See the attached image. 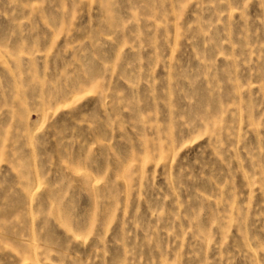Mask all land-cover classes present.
Returning a JSON list of instances; mask_svg holds the SVG:
<instances>
[{"label":"rangeland","instance_id":"1","mask_svg":"<svg viewBox=\"0 0 264 264\" xmlns=\"http://www.w3.org/2000/svg\"><path fill=\"white\" fill-rule=\"evenodd\" d=\"M0 264H264V0H0Z\"/></svg>","mask_w":264,"mask_h":264}]
</instances>
